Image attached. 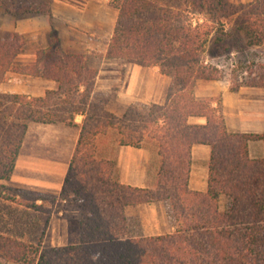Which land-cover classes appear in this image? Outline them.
<instances>
[{
    "label": "trees",
    "instance_id": "1",
    "mask_svg": "<svg viewBox=\"0 0 264 264\" xmlns=\"http://www.w3.org/2000/svg\"><path fill=\"white\" fill-rule=\"evenodd\" d=\"M109 4L118 14L105 58L157 67L171 80L165 101L132 102L116 114L94 89L98 70L87 54L64 51L53 34L48 47L35 50L34 62L15 65L23 36L0 37V83L16 72L58 84L40 97L0 92V181L13 172L29 122L79 129L58 196L0 183V264H264V155L253 158L248 150L250 141L264 145V133L229 132L218 98L195 95L198 79L225 78L205 60L209 41L219 45L239 32L246 45L264 47V0ZM0 11L21 17L50 13L51 7L49 0H0ZM244 68L247 75L239 76ZM235 70L231 89L264 87V60ZM191 116L206 122L190 123ZM194 144L211 148L205 191L188 184ZM119 146L155 152L158 167L151 186L119 181L114 157ZM153 202L166 204L174 230L138 234L125 208ZM67 205L79 213V242L46 246L48 218L38 235L29 213L49 217Z\"/></svg>",
    "mask_w": 264,
    "mask_h": 264
},
{
    "label": "crops",
    "instance_id": "2",
    "mask_svg": "<svg viewBox=\"0 0 264 264\" xmlns=\"http://www.w3.org/2000/svg\"><path fill=\"white\" fill-rule=\"evenodd\" d=\"M51 15L39 14L0 20V34L18 32L27 38L26 47L14 59L15 65L32 63L35 50L50 45L55 34L66 52L84 53L98 70L95 91L108 93L113 86L120 87L115 102L124 106L132 102L163 103L169 77L160 74L157 67H142L120 59H106L105 52L111 37L118 10L109 0H50ZM9 31V32H8ZM7 36V37H8ZM57 82L31 75L11 72L0 83L1 93L43 96L47 90L57 89ZM113 90V89H112ZM198 98H218L221 114L229 132L264 133V87L240 86L231 89L229 80L198 79L195 83ZM213 106L217 101L212 102ZM81 122L82 116L76 118ZM190 123L204 124L206 119L191 116ZM79 129L65 125L29 122L21 143L13 172L6 181L9 187L58 196L72 157ZM249 154L253 158L264 155L262 141H250ZM211 148L207 144L191 147L189 187L205 191ZM119 181L135 187L151 186L158 167V159L145 147L119 146L114 154ZM40 203V200L37 201ZM70 207V206H69ZM39 214V213H37ZM125 214L136 222L134 229L144 236L160 235L174 230L164 202L127 206ZM51 246L79 242V213L65 206L53 211L46 227Z\"/></svg>",
    "mask_w": 264,
    "mask_h": 264
},
{
    "label": "rangeland",
    "instance_id": "3",
    "mask_svg": "<svg viewBox=\"0 0 264 264\" xmlns=\"http://www.w3.org/2000/svg\"><path fill=\"white\" fill-rule=\"evenodd\" d=\"M229 3H246L251 0H227ZM50 5V0H49ZM51 7V6H50ZM39 15V14H50V13H34V14H26L21 17H14L9 13H5L3 11H0V20L3 22V20L9 18L11 22L18 20L19 18H23L25 16L30 15ZM1 32L0 37H7L8 34ZM9 32V31H8ZM15 33V32H14ZM18 33V32H17ZM20 34V33H19ZM22 35V34H21ZM23 36V35H22ZM24 39V47H26V41L27 38L23 37ZM205 60L206 62L218 66L224 73L225 78L223 80H229L231 83L230 77L231 72L235 69H237L238 65H249L251 61H263L264 60V47H255V46H248L246 45V41L244 37L239 33H233L231 37L226 39L222 44L215 45L212 43V41H209L206 48L205 53ZM93 66V65H92ZM96 67V66H93ZM237 73V72H236ZM246 69L244 68L239 72V76H246ZM169 81H171L169 79ZM170 84V82H169ZM169 86V85H168ZM120 87L113 86V90L108 91V93H100L103 97L107 99V106L108 108L115 112L116 114H120L123 112L124 106H121L120 104L117 106L115 102H111L113 100V97L115 98V93H117V90H119ZM224 205V197H221V206ZM70 206V207H69ZM66 208H70L72 210H77L75 206L67 205ZM48 217L46 215L37 214L36 212H30L29 213V221L31 225V229H36L38 231V235H40V230L44 229L45 221ZM46 232V231H45ZM45 236V242L44 244L46 246H51L49 243L48 236L46 233ZM6 264H17L13 262H8Z\"/></svg>",
    "mask_w": 264,
    "mask_h": 264
}]
</instances>
